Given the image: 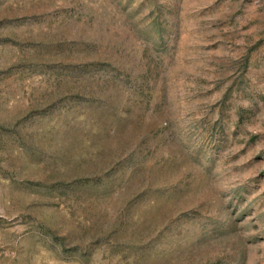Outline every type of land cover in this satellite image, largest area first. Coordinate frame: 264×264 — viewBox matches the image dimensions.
Masks as SVG:
<instances>
[{
    "label": "rangeland",
    "instance_id": "374dc122",
    "mask_svg": "<svg viewBox=\"0 0 264 264\" xmlns=\"http://www.w3.org/2000/svg\"><path fill=\"white\" fill-rule=\"evenodd\" d=\"M0 264H264V0H0Z\"/></svg>",
    "mask_w": 264,
    "mask_h": 264
}]
</instances>
